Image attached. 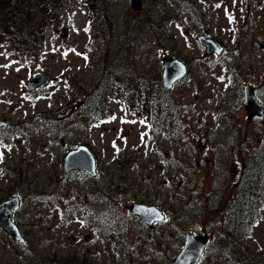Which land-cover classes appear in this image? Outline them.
<instances>
[{
    "label": "rangeland",
    "instance_id": "rangeland-1",
    "mask_svg": "<svg viewBox=\"0 0 264 264\" xmlns=\"http://www.w3.org/2000/svg\"><path fill=\"white\" fill-rule=\"evenodd\" d=\"M59 1L54 21L39 15V44L0 39V202L19 197L23 238L0 228V264H170L188 232L209 238L199 264H264V193L247 234L229 241L221 227L243 138L248 149L264 129L242 91L264 103V0H108L96 19L81 0ZM200 35L219 52L205 56ZM164 55L188 71L161 95ZM43 72L54 81L28 90ZM84 144L94 176L64 170ZM132 202L165 220L148 227Z\"/></svg>",
    "mask_w": 264,
    "mask_h": 264
},
{
    "label": "trees",
    "instance_id": "trees-1",
    "mask_svg": "<svg viewBox=\"0 0 264 264\" xmlns=\"http://www.w3.org/2000/svg\"><path fill=\"white\" fill-rule=\"evenodd\" d=\"M90 7L92 15L97 18L96 9L103 4L106 9L108 0H81ZM101 8V7H100ZM63 9L59 0H0V39H6L15 47H25L39 44L42 41L40 30L46 25L41 16L54 21L55 12ZM106 13V12H104ZM161 95L165 92L161 82L155 86ZM93 105L88 114L97 108ZM161 118V117H159ZM258 140L247 149L251 143L248 134L243 138L244 160L241 173L236 181V191L228 204L221 223L224 236L229 241H236L250 230L254 222L259 204L264 193V129L259 131ZM255 256V255H252ZM258 257L255 259L257 263Z\"/></svg>",
    "mask_w": 264,
    "mask_h": 264
},
{
    "label": "water",
    "instance_id": "water-1",
    "mask_svg": "<svg viewBox=\"0 0 264 264\" xmlns=\"http://www.w3.org/2000/svg\"><path fill=\"white\" fill-rule=\"evenodd\" d=\"M133 7L139 5L138 1L132 2ZM66 33L67 29H63ZM200 45L204 47V55L209 53H218L219 47L208 37L200 35L197 38ZM162 85L166 91H170L173 84L184 77L187 73L186 64L179 58L170 55H164L162 58ZM50 81H54L47 73L43 72L40 77H35L27 83V89L32 90L37 87H44ZM244 107L249 116L261 115L264 113V103L259 102L255 96L252 86L243 87ZM72 108L69 107L63 114H59L57 119L70 115ZM5 122L0 120V127ZM65 171L78 169L94 175L96 173L95 158L89 148L85 145H79L69 151L64 159ZM20 201L18 196L11 197L0 202V228L5 231L9 238L17 241H23L18 226L12 221V213L19 208ZM129 211L138 216L141 221L151 226L155 221H161L165 218L155 206L132 203ZM208 240L206 234H194L188 232L184 235L183 244L178 254L171 260L170 264H197Z\"/></svg>",
    "mask_w": 264,
    "mask_h": 264
},
{
    "label": "snow or ice",
    "instance_id": "snow-or-ice-1",
    "mask_svg": "<svg viewBox=\"0 0 264 264\" xmlns=\"http://www.w3.org/2000/svg\"><path fill=\"white\" fill-rule=\"evenodd\" d=\"M217 7H219V5H217ZM111 119H115V117H112ZM122 122H126V121H124V120H122ZM132 123H135V121H132ZM141 123H145L144 121H141ZM144 135H146V134H144V133H142L141 134V142L143 143L144 142ZM114 143V147H115V142H113ZM2 153H0V161H2ZM0 171H2V170H0Z\"/></svg>",
    "mask_w": 264,
    "mask_h": 264
},
{
    "label": "flooded vegetation",
    "instance_id": "flooded-vegetation-1",
    "mask_svg": "<svg viewBox=\"0 0 264 264\" xmlns=\"http://www.w3.org/2000/svg\"><path fill=\"white\" fill-rule=\"evenodd\" d=\"M126 103L129 104L130 102L128 100H126Z\"/></svg>",
    "mask_w": 264,
    "mask_h": 264
}]
</instances>
